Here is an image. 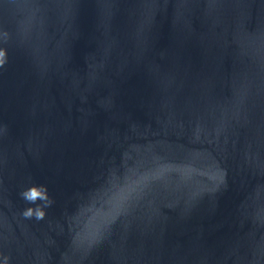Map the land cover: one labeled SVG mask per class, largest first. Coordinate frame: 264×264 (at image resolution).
Segmentation results:
<instances>
[{"label": "water", "instance_id": "95a60500", "mask_svg": "<svg viewBox=\"0 0 264 264\" xmlns=\"http://www.w3.org/2000/svg\"><path fill=\"white\" fill-rule=\"evenodd\" d=\"M0 49V256L264 264V0H0Z\"/></svg>", "mask_w": 264, "mask_h": 264}, {"label": "clouds", "instance_id": "9594fccd", "mask_svg": "<svg viewBox=\"0 0 264 264\" xmlns=\"http://www.w3.org/2000/svg\"><path fill=\"white\" fill-rule=\"evenodd\" d=\"M6 62V51L0 49V66H3ZM20 197L27 203L35 205V207H27L22 215L26 219L43 220L46 216V209L51 207L55 201L50 198L47 186L45 185H33L20 193ZM38 201L43 203L38 204ZM2 257V264H10V256Z\"/></svg>", "mask_w": 264, "mask_h": 264}]
</instances>
